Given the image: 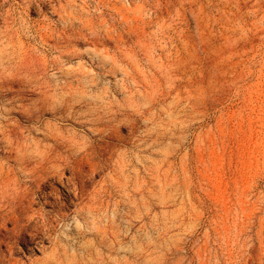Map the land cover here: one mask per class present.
<instances>
[{"label": "rangeland", "instance_id": "obj_1", "mask_svg": "<svg viewBox=\"0 0 264 264\" xmlns=\"http://www.w3.org/2000/svg\"><path fill=\"white\" fill-rule=\"evenodd\" d=\"M0 264H264V0H0Z\"/></svg>", "mask_w": 264, "mask_h": 264}]
</instances>
